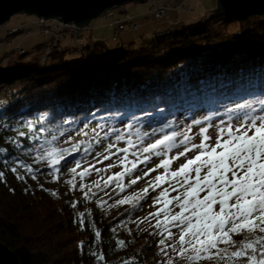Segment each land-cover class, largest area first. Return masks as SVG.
<instances>
[{
	"label": "trees",
	"instance_id": "1",
	"mask_svg": "<svg viewBox=\"0 0 264 264\" xmlns=\"http://www.w3.org/2000/svg\"><path fill=\"white\" fill-rule=\"evenodd\" d=\"M152 12L156 16L155 9ZM233 24L239 31H228ZM38 47L45 48V43ZM80 47L72 57L52 48L38 67H0V146L13 151L6 143L10 136L27 145L29 141L18 134L31 135L28 122L43 127L49 140L55 135L56 144L74 133H93L94 149L96 139L111 129L132 135L149 128L155 134L161 131L154 129L182 130L207 116L213 121L227 119L223 107L231 106L227 97L242 96V85L261 81L264 9L212 13L158 32L139 46L118 43L111 48L93 41ZM132 115L139 122L129 132L125 123ZM168 122L172 126L164 127ZM22 158L41 170L36 180L19 181L10 171L0 178V243L16 254L19 264H124L133 258L136 264H160L164 259L154 246L158 238L138 221L145 200L138 208L117 205L116 200L101 208L97 201L106 200L97 191L84 200L79 190L66 183L73 175L67 171L71 155L67 166H61L58 181L47 174L45 163H34L28 154ZM76 179L79 188L81 181ZM73 200L79 201L76 209L69 206ZM77 212L86 213L83 229L73 222ZM94 229L100 231L99 238ZM242 238L234 237L237 242ZM121 240L124 247L118 245ZM91 252L105 259L100 261ZM173 264L187 262L174 259Z\"/></svg>",
	"mask_w": 264,
	"mask_h": 264
},
{
	"label": "snow or ice",
	"instance_id": "2",
	"mask_svg": "<svg viewBox=\"0 0 264 264\" xmlns=\"http://www.w3.org/2000/svg\"><path fill=\"white\" fill-rule=\"evenodd\" d=\"M242 87L244 95L227 97L231 104L223 106L227 119L213 121L211 116L203 121L194 119L179 144L175 143L177 133L173 132L134 150L137 144L130 135L126 138L118 130L111 129L105 131L103 137L97 133V145L104 140L108 143L103 144L102 151L93 155L91 142L72 144L70 149L61 148L56 145L55 135L49 134V140L44 135L43 127L35 128L28 122L31 135L26 132L18 134L29 141L27 145L10 136L6 138V143L13 146V151L0 146V165H3L0 178L4 177L5 171H10L19 181L26 182L29 178L36 180L41 170L22 158L23 154H28L34 163H45L49 169L47 174L58 181L61 166H67L68 156L71 155L75 167L70 169L72 179L66 183L71 185L73 191L79 190L82 199L89 200L97 195L93 188L103 191L105 195H109V189L120 195L131 185L162 169L148 179L147 186L140 193L122 196L115 201L117 205L138 208L141 201L149 197L150 190H158V194L152 197L151 207L155 211L149 212L140 223L148 221L155 229L151 234L160 237L155 242L164 257L160 264H173L174 259L185 260L187 264H264V70L259 84L250 81ZM138 122L137 117L132 115L125 127L130 132ZM193 125L200 127L196 133L190 134ZM171 126V122L164 125ZM99 127L103 129L104 125ZM212 129L216 133L215 139L209 135ZM154 131H163V128ZM112 132L117 133L114 138ZM83 134L87 135V132ZM197 135L199 143L194 142ZM119 141H124L127 147H118ZM140 142L143 143V140ZM181 147L182 150L173 154V149ZM189 153L192 155L189 156ZM76 154H79V158ZM89 155H93L94 162L87 161ZM153 156L161 158L159 163L144 171L143 176L134 175ZM113 157L116 158L114 163L97 167V164H103ZM181 157L185 158V162L173 169V163ZM82 160L86 166L82 165ZM113 167L121 170L113 172L106 179L100 175ZM18 169L23 170L24 174H20ZM93 173L99 179L91 184L83 183ZM77 176L81 181L79 188ZM39 187L43 189V185ZM50 194L57 195L56 192ZM78 203L73 200L69 206L76 209ZM106 203L102 199L97 201L101 208ZM87 214L90 215V212ZM85 216V212H77L73 222H78L83 229ZM111 230L115 232L116 228ZM100 235V231L94 229V236L99 238ZM235 236L243 238L237 242ZM118 245L124 247L125 241H118ZM84 247V243L80 242L81 251ZM91 254L97 256L95 252ZM97 259L103 261L105 257L101 254ZM124 264H136V258L126 260Z\"/></svg>",
	"mask_w": 264,
	"mask_h": 264
},
{
	"label": "rangeland",
	"instance_id": "3",
	"mask_svg": "<svg viewBox=\"0 0 264 264\" xmlns=\"http://www.w3.org/2000/svg\"><path fill=\"white\" fill-rule=\"evenodd\" d=\"M163 4H173V7H179V9L174 10L172 13H170L169 16L163 18L156 17L155 14L151 11L152 6H155L157 8V6ZM183 4L185 5L183 6V8H181ZM216 8L217 0H146L144 2L126 3L109 10L108 12L104 13L102 17L93 20L90 24L91 30H89L91 36L88 38L87 42L90 43L93 41H103L111 48L117 47L118 43L125 45L133 43L135 46H139L143 43V41L153 38L158 32H163L168 29L175 30L183 25L192 24L199 21L200 19L209 18L212 13H215L211 11L215 10ZM188 9H190V12ZM125 10L128 11L132 19L140 24V30L137 29L136 31L135 27H133V30H127L125 32L121 31V29L119 28L121 24H119L118 22L120 20H123L125 16H130L129 14L123 12ZM112 12L117 15L119 14V17H121L119 20L109 23L111 30L112 28L115 29V36L121 34L118 43L114 41L112 31L105 26L108 14H111ZM134 20L133 22H135ZM52 25H54V23H52ZM55 25L56 29L53 27V32L57 34V32L59 33L60 28L58 27V24ZM17 29H19L18 32L14 33V31ZM95 29L97 30L95 31ZM239 29L240 27L237 24H233L228 28V31L233 33L239 31ZM92 30L94 31L92 32ZM67 33L70 34L66 31L65 34ZM54 35L55 34H49L46 36L40 33V27L38 26L36 16H30L25 13L14 15L9 21L4 23L0 27V67H38L44 64L48 57V53L52 48H54L53 46H50V43L53 42ZM73 42L74 39H67L66 45L64 44V46H70ZM43 43H45V48L40 49L38 46ZM75 47L77 48V50L73 49L72 47H66V50L63 49L59 51H66L68 56L72 57L75 56V53H78L82 50V48L78 47L77 44ZM22 49L28 53L24 57L20 56V54H24V52L21 53L22 51H20ZM199 127V125H193L192 133L190 134L196 133ZM188 128L189 125L185 126L182 130L179 129L172 132L170 130H164L155 134L148 132V128L146 129V132L144 131L143 133H135L132 135L126 134L125 136L127 138L130 135L131 139L137 144V149L134 150H138L139 148H143L148 144L155 142L156 139H162L165 134L171 135L173 132L177 133L175 143L179 144V141L183 138V134L188 132ZM83 133L84 132L74 133L72 136L66 137L56 145L61 148L70 149L72 144H80L82 141L90 142L91 138H93V133L89 132L87 135H84ZM209 135L212 136L213 139H215V130H210ZM141 140H143V143L140 142ZM199 140L200 138L197 135L194 142L199 143ZM106 143H108V141L103 142L101 145H95L93 149V155L98 151H102L103 144ZM117 146L127 147V144L124 141H119L117 142ZM180 150H182V147L173 149V154L176 151ZM93 155H89L87 157V161L94 162ZM191 155L192 153H189V156ZM160 159V157L153 156L152 160L147 165H141L140 169L134 175L143 176L144 171H146L148 168L155 167V165L159 163ZM115 160L116 158L113 157L112 160L104 161L103 164H97V167L103 168L108 164L114 163ZM184 162L185 158L181 157L178 161L173 163L172 168H178L179 165ZM81 163L82 165L86 166V162L84 160H82ZM68 166L69 168L67 169V171L71 173L70 169L72 167H75V162H71ZM120 170L121 169L119 167H113L109 169L107 173H101L100 175L104 176V178L106 179L108 175H111L113 172H119ZM161 171L163 170L158 169L157 172L152 173L151 177L141 180L136 185H131L126 189L124 193H121L120 195H117L116 192H112L111 189L108 190L109 195H105L103 191H98L95 188H93V190L97 191L99 193L98 196L104 197L107 202L115 201L120 199L122 196L131 195L133 193H140L141 189L147 186L148 179L153 178L158 174V172ZM97 179H99V177L95 173H93V175H91L90 177H86L83 182L85 184H91ZM127 180L128 178L126 177L125 183H127ZM157 194L158 190L157 192H151L150 190L149 197L145 200L146 205L144 206L143 211L138 215L139 222L143 220V218L147 216L149 212L155 211V209L151 207V204L152 197L156 196ZM152 223H154V221ZM141 225L145 231H150L152 233L155 231V229L151 226V224H149L148 221H145ZM156 237L158 239L160 238L159 236ZM154 246L155 249L159 251V248L156 246V244Z\"/></svg>",
	"mask_w": 264,
	"mask_h": 264
},
{
	"label": "water",
	"instance_id": "4",
	"mask_svg": "<svg viewBox=\"0 0 264 264\" xmlns=\"http://www.w3.org/2000/svg\"><path fill=\"white\" fill-rule=\"evenodd\" d=\"M141 0H0V27L14 15L25 13L45 20L58 19L87 29L91 22L109 10ZM243 9H264V0H217L211 12H232ZM190 12V9H188ZM0 264H19L14 252L0 243Z\"/></svg>",
	"mask_w": 264,
	"mask_h": 264
},
{
	"label": "bare ground",
	"instance_id": "5",
	"mask_svg": "<svg viewBox=\"0 0 264 264\" xmlns=\"http://www.w3.org/2000/svg\"><path fill=\"white\" fill-rule=\"evenodd\" d=\"M146 1V0H145ZM134 2H140V1H134ZM141 2H142V0H141ZM132 3V2H131ZM163 5H167V4H163ZM163 5H159V8H163L162 6ZM185 4H183L182 5V7L181 8H183V6H184ZM119 7V6H118ZM158 7V6H157ZM164 7H166V8H168L169 10H168V16L170 15V13H172L174 10H176V9H179V7L178 8H176V7H173V4H171V5H169V6H164ZM172 7V8H171ZM116 8V7H115ZM156 7L155 6H152V9H151V11L153 10V9H155ZM123 12H125V13H127V14H129L128 13V11L127 10H125V11H123ZM130 15V14H129ZM102 17V16H101ZM128 17H131V15L130 16H125L124 18H123V20H120L118 23L119 24H121L122 26H123V29H121V31L122 32H125V31H127V30H133L134 28L132 27V25L135 23L137 26H139V28H137L138 30H140V24L137 22V21H135V22H133V20L131 21V20H128ZM40 20H45L44 18H38L37 17V22L38 21H40ZM46 22H47V24L48 25H50V26H56L55 24H56V22L57 21H59L58 19H53V20H45ZM54 23V25H52V23ZM60 22V21H59ZM62 25H64V27L62 26V28H61V30H65V31H67V27H66V25H72V24H75V23H68V24H65V23H61ZM76 25V24H75ZM120 25V26H121ZM120 28V27H119ZM82 29H84V28H82ZM137 29H135L136 31H137ZM89 30H91L90 29V26L88 27V29H84V32H82V36L80 37V39H77V40H75L73 43H72V45H70V46H67V47H75L76 46V44H77V46L78 47H80V46H83L85 43H89V42H87V40H88V38L90 37V36H88L89 34H90V32H89ZM114 30L115 29H113L112 28V33H113V37H114V41L115 40H117V39H119L120 38V35L121 34H119L118 36H115V33H114ZM121 32V33H122ZM20 33V32H19ZM65 38H66V40L67 39H69L70 38V34H65ZM64 44L66 45V41L64 40V42L62 41L61 43H59L54 49H58V50H63L64 48H65V46H64ZM73 47V49H76L77 50V48H74ZM49 48V47H48ZM64 50H66V48L64 49ZM22 51H24L25 52V50H23L22 49ZM64 52V51H63Z\"/></svg>",
	"mask_w": 264,
	"mask_h": 264
},
{
	"label": "built area",
	"instance_id": "6",
	"mask_svg": "<svg viewBox=\"0 0 264 264\" xmlns=\"http://www.w3.org/2000/svg\"><path fill=\"white\" fill-rule=\"evenodd\" d=\"M168 10L169 9L166 8V7H163V8H155L156 17L163 18V17L168 16V13H169ZM128 20H131L132 21V17H128ZM56 24H58V27L60 28L59 29L57 27L59 29V33L57 32V34L53 32L54 31L53 30V27L54 26L48 25L45 20L38 21V26L40 27V33L41 34L46 35V36L49 35V34H55L54 37H53V42L52 43L49 42L51 44L50 46H53L54 48L59 43H61L62 41L63 42H64V40L66 41V38H65L66 31L65 30H61L62 26L64 27V25H62L61 22H59V21H57ZM66 27H67V32L70 33V38L69 39H74V41L77 40V39H79L82 36V32H84V30L81 27H79V26H77L75 24L66 25ZM132 27H135V29L139 28V26H137L135 23L132 25ZM120 29H123V26L122 25L120 26ZM15 32H18V29L15 30L14 33ZM20 51H22V50H20ZM23 52L24 51H22L21 53H23Z\"/></svg>",
	"mask_w": 264,
	"mask_h": 264
},
{
	"label": "crops",
	"instance_id": "7",
	"mask_svg": "<svg viewBox=\"0 0 264 264\" xmlns=\"http://www.w3.org/2000/svg\"><path fill=\"white\" fill-rule=\"evenodd\" d=\"M120 15L118 14H115V13H111V14H108V18H107V20H106V23H105V26L106 27H108L110 30H111V27L109 26V23H112V22H114V21H116V20H119L121 17H119ZM109 18H111V19H109ZM97 29H95V31H96ZM94 30H92V32H93ZM112 31V30H111ZM91 34V33H90ZM88 35V36H91V35Z\"/></svg>",
	"mask_w": 264,
	"mask_h": 264
}]
</instances>
